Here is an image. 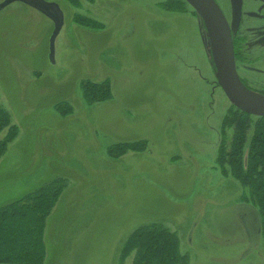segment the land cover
I'll list each match as a JSON object with an SVG mask.
<instances>
[{"label": "rangeland", "instance_id": "374dc122", "mask_svg": "<svg viewBox=\"0 0 264 264\" xmlns=\"http://www.w3.org/2000/svg\"><path fill=\"white\" fill-rule=\"evenodd\" d=\"M47 1L63 19L53 56L48 16L19 0L0 8V108L18 129L0 158V205L55 178L65 185L44 218L42 264H133L134 250L118 259L121 246L153 223L176 235L187 264H264L257 209L216 164L231 104L198 14L184 0ZM217 1L230 22L232 0ZM242 2L235 65L264 99V29L247 13L260 0ZM83 77L108 79L111 98L86 103ZM64 100L73 111L61 116ZM132 139L147 148L107 155Z\"/></svg>", "mask_w": 264, "mask_h": 264}, {"label": "trees", "instance_id": "16d2710c", "mask_svg": "<svg viewBox=\"0 0 264 264\" xmlns=\"http://www.w3.org/2000/svg\"><path fill=\"white\" fill-rule=\"evenodd\" d=\"M170 9V3L164 4ZM79 25L100 29L103 24L77 16ZM86 103H96L111 98L110 81L83 79L79 84ZM61 116L73 111L68 101L54 105ZM231 109V110H230ZM220 126L216 164L223 175H229L245 189L242 200L257 209L260 234L264 237V116L256 117L235 109L232 105ZM0 158L7 145L18 133L10 123L6 111L0 108ZM231 131L229 139L227 132ZM147 140L132 139L115 142L106 148L109 157L117 158L128 151L140 152L147 148ZM63 178L52 179L36 190L0 205V264H42L46 251L42 240L44 218L56 203L65 185ZM134 250L133 264H187L188 256L178 248L174 233L153 224L136 227L125 239L119 251V260Z\"/></svg>", "mask_w": 264, "mask_h": 264}, {"label": "water", "instance_id": "95a60500", "mask_svg": "<svg viewBox=\"0 0 264 264\" xmlns=\"http://www.w3.org/2000/svg\"><path fill=\"white\" fill-rule=\"evenodd\" d=\"M15 0H4L0 8ZM36 7L54 23L49 38V51L54 53V40L62 26V14L58 7L47 0H19ZM198 14L205 27L210 48L215 77L230 104L242 112L264 116V99L248 90L240 81L235 68L234 52L231 34L235 33L239 18L240 4L236 5L235 20L230 29L228 23L214 0H185Z\"/></svg>", "mask_w": 264, "mask_h": 264}, {"label": "flooded vegetation", "instance_id": "af4514ba", "mask_svg": "<svg viewBox=\"0 0 264 264\" xmlns=\"http://www.w3.org/2000/svg\"><path fill=\"white\" fill-rule=\"evenodd\" d=\"M185 1V0H184ZM215 2H216V4L218 5V7L220 8V6H219V3H218V1L217 0H214ZM186 2V1H185ZM232 2H233V4H234V9L236 10V5L239 3L240 4V18H239V22H238V26H237V29H236V31H235V33H232L231 34V37H232V44H233V48H234V42H235V36H236V34H237V32H238V30H239V27H240V25H241V21H242V16L244 15V13H245V11H244V9H243V2H242V0H232ZM187 3V2H186ZM220 10H221V8H220ZM235 10H234V14H233V18L230 20V22H231V25H230V22L229 21H227V19H226V21H227V23L229 22V24H228V26H229V28L231 29L232 27H233V24H234V20H235ZM256 10H257V12H254V11H249V12H247L248 14H249V16L251 17V18H255V17H257V15H259L260 17H261V21H262V27H263V29H264V0H260V4H259V6L256 8ZM221 12L223 13V15H224V12L221 10ZM224 17L226 18V16L224 15ZM200 20H201V18H200ZM201 25H202V29H204V31H205V27H204V25H203V22H202V20H201ZM103 27H104V25H103ZM102 27V28H103ZM102 28H100V29H102ZM206 33V32H205ZM262 37L264 38V35H262ZM211 58V57H210ZM234 60H235V55H234ZM211 62H212V58H211ZM212 65V69H213V73L215 74V69H214V66H213V64H211ZM235 68H236V65H235ZM236 72H237V68H236ZM237 74H238V72H237ZM238 77H239V79H240V81L242 82V84L247 88L248 86H247V84L243 81V79H242V77L238 74ZM83 79H88V80H91V78L90 77H83V78H81V80H83ZM80 80V81H81ZM78 84H80V83H78ZM248 89V88H247ZM65 94H69V93H65ZM230 103V102H229ZM232 105V104H231ZM233 106V105H232ZM235 109H237L235 106H233ZM239 110V109H238ZM240 111V110H239ZM242 112V111H241ZM251 115V114H250ZM251 116H254V115H251ZM256 117H258V116H256ZM260 117H262V116H260ZM230 136H231V133H230ZM255 228H256V232H258V233H260V229H259V224H257V225H255ZM255 238V237H254Z\"/></svg>", "mask_w": 264, "mask_h": 264}]
</instances>
